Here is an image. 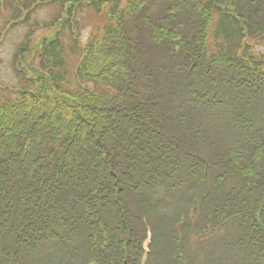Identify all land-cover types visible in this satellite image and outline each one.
<instances>
[{"label": "trees", "instance_id": "1", "mask_svg": "<svg viewBox=\"0 0 264 264\" xmlns=\"http://www.w3.org/2000/svg\"><path fill=\"white\" fill-rule=\"evenodd\" d=\"M0 6V264H264V0Z\"/></svg>", "mask_w": 264, "mask_h": 264}, {"label": "rangeland", "instance_id": "2", "mask_svg": "<svg viewBox=\"0 0 264 264\" xmlns=\"http://www.w3.org/2000/svg\"><path fill=\"white\" fill-rule=\"evenodd\" d=\"M54 11L55 9L52 7L42 6L40 9H37L33 14H31V17L37 19L40 22L48 19ZM8 18L9 11L6 10L5 6H0V86L16 84L17 78L14 75L12 60L15 57L17 49L24 46L25 33L28 31V25L26 24H16L13 27H7V25H5L2 28V23H4L5 19ZM83 26L81 29V34L82 39L84 40L88 33L89 27L87 26L86 28H83ZM54 30L55 28L44 29L42 27L35 29V41H38V39H40L42 36L50 37ZM35 44L36 43H33L32 46ZM256 49L264 52L262 47H257ZM23 52L26 56L25 58H28V52ZM18 56H20V53ZM5 94V91H3L0 97ZM143 246H146V244L144 243Z\"/></svg>", "mask_w": 264, "mask_h": 264}]
</instances>
